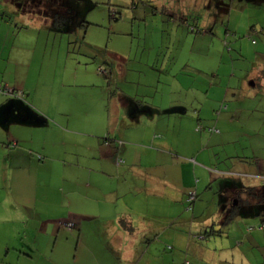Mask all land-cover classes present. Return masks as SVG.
Returning <instances> with one entry per match:
<instances>
[{
  "label": "rangeland",
  "instance_id": "rangeland-1",
  "mask_svg": "<svg viewBox=\"0 0 264 264\" xmlns=\"http://www.w3.org/2000/svg\"><path fill=\"white\" fill-rule=\"evenodd\" d=\"M255 1L246 5L248 14L237 33L239 22L232 0H0V142L14 141V136L17 140L29 138L34 146L46 143L49 147L53 134L43 126L62 105L72 112L79 111L76 102L73 105L69 100L71 95L99 96L121 90L141 94L147 103L154 98L155 104L159 98L173 96L177 104L185 105L187 114H192L195 121L191 145L188 139L182 144L188 151L196 150L188 157L178 152L176 155L182 157L178 161L184 164H178L174 171L187 172L192 176V189L198 185L200 195L203 194L195 207L201 210L194 211V225L216 215L211 213L212 202L216 203L221 196L231 204L235 198L245 200L244 208H262L264 174L255 175L264 170V83L259 82L264 77V0ZM121 55L127 57L128 65L122 67ZM73 66H79L78 74L70 71ZM100 68L108 71L107 76L100 74ZM121 69L127 75H122ZM93 71L104 82L110 78V91L106 82L99 87L102 84L97 77L96 89L77 84L79 80L95 78ZM254 80L257 82L253 87L250 82ZM7 90L13 93L7 94ZM207 93L209 99L198 118L197 110H193V96L201 101V94ZM185 97L190 99L185 101ZM9 104H15V123ZM27 115L30 122L22 123L20 118ZM195 137L200 138L196 148ZM199 172L204 177L212 175L199 182ZM231 181H236L240 189L227 184ZM5 183L0 180L1 194ZM248 183L260 187L249 189ZM28 189L26 185L25 191ZM236 191L241 198L236 197ZM8 201H3L2 207L7 209L0 213V256L4 264L14 256V249L30 248L22 246L13 235V229L21 225L20 231H25L27 222L23 223L22 214L19 217L8 210ZM258 217L242 218L236 223L234 220L222 227L221 237H213L216 241L212 240L209 249L214 248L221 258L235 259L220 264H264V229L257 227ZM252 226L255 227L249 228ZM26 230L30 237L31 228ZM78 230L74 227L63 231L52 256V242H40L43 254L35 253L39 264H50L51 259L54 264H91L93 261L86 255L87 261H73ZM206 231L203 226L194 228L192 252L188 254L186 250L179 254L177 246L164 242L157 248L152 246L145 260L168 264L170 259L163 257L176 254L175 264H211L200 256L201 247L207 246L208 241L199 236ZM82 233L88 235L90 230L84 227ZM102 233L98 230V235ZM138 238L141 251L146 252L145 241L154 239V235L140 230ZM108 247L111 249V244ZM137 248L136 243L134 249ZM110 252L108 262L98 263H127L119 262L120 251ZM77 255L82 257L81 248Z\"/></svg>",
  "mask_w": 264,
  "mask_h": 264
},
{
  "label": "crops",
  "instance_id": "crops-1",
  "mask_svg": "<svg viewBox=\"0 0 264 264\" xmlns=\"http://www.w3.org/2000/svg\"><path fill=\"white\" fill-rule=\"evenodd\" d=\"M259 1L261 0L255 2L260 3ZM232 3L236 4L238 33L241 22L248 14L246 5L250 0H233ZM242 4L246 8L242 7ZM191 31L194 32L193 29ZM251 31L255 32L253 29ZM119 61L123 67L128 65L129 60L121 55ZM78 69L79 66H73L70 71L78 74ZM122 70V75H127V72L123 73ZM93 73L95 78L79 80L77 84L96 89V77H99L96 72ZM100 74L107 76L108 71L103 69ZM99 80L102 84L100 88L104 87L106 82L107 91L111 90L110 78L105 79V82ZM256 82L251 81V86L254 87ZM259 82L262 85L264 77L260 78ZM208 95L209 93L201 94V101L193 96L192 101L196 102L193 110H197L198 118H201V111L209 99ZM70 97L69 100L73 105L76 102L79 111L72 112V109L68 110L61 104V108L58 107L51 119H47L48 124L43 127L53 134L50 135L52 144L49 147L46 143L34 146L31 139L21 137L17 140L14 136V141L0 142V180L6 182L5 187L3 186L4 193H0V213L4 208L7 209V206L2 207L3 201L9 200L8 210L17 213L19 217L22 214L23 223L27 222L25 228H31L30 237L26 229L20 231L23 225L13 229L16 230L14 237L21 241L22 246L26 244L30 245V248L14 249V256L8 264H39L40 259L35 253L43 254L40 242L42 245L52 242V256L60 234L63 231L69 232L74 227L79 230L75 235L77 243L73 261H87L89 259L85 258L86 255L93 261L91 264H99V260L108 262L111 258L110 250L115 249L120 251L119 262L125 261L129 264L137 261V264H151L150 260H145L146 253L152 246L157 248L164 242L177 246L179 254L185 250L188 254L192 252L191 232L200 226L207 229L205 234L200 235L202 241L208 243L207 246L201 247L202 255L196 254L197 256L205 257L211 264L235 260L221 258V255H217L214 248L209 249L208 245L212 240L216 241L214 236L221 237L222 227L232 224L234 220L236 223V220L251 219L259 215L258 223L264 222V206L244 208L245 200L235 198V203L231 204L229 199L223 200L221 196L216 203L212 202L214 207L211 208V213L217 216L206 217L198 226L194 225V211L201 210L198 206L195 210V207L203 194L200 195L198 185L192 189V176L187 172H182L181 168L179 169L183 174L174 172L180 164L178 158L182 160V157H179L181 155L176 154L179 152L188 157V153L196 150L188 151L182 144V141L187 142L188 139L191 145V134L195 125L191 118L193 115L187 114L184 104H177V99L173 96L159 98L157 104L154 98L152 103H147L143 95L129 94L121 90L107 95L101 93L97 96L94 93ZM7 106L13 111L12 121L15 123V104ZM30 120L28 115L20 118L22 123H28ZM37 120L38 123L44 124L43 120ZM9 137L6 136L7 139ZM199 140L200 138L195 137V148ZM202 155L199 154L198 157ZM120 158L123 163L116 165V160ZM183 164L181 162L180 165ZM199 173L202 178L199 182H204L212 175L208 173L209 175L204 177L203 172ZM262 174L264 170L255 176H263ZM231 182L227 184H233L240 189L236 181ZM26 185L29 186L28 191H25ZM246 187L255 190L260 186L248 183ZM193 193L195 197L190 206L187 199ZM261 195L264 200V190ZM236 197L241 198L237 191ZM213 218L216 221H213ZM1 223L0 221V225ZM69 223L72 224L71 227L67 226ZM84 227L90 230L88 235L82 233ZM230 229L227 228V231ZM98 230H102V235H98ZM140 230L154 235V239L145 241L148 245L146 252L140 248ZM136 243L138 248L134 249ZM110 244L111 249L108 247ZM78 248H81L80 258L77 255ZM166 257L167 259L163 257V260L170 259L168 264H175L178 256L169 254ZM55 258L62 257L55 255ZM51 261L50 264H54L52 259ZM0 264H4L1 256Z\"/></svg>",
  "mask_w": 264,
  "mask_h": 264
},
{
  "label": "built area",
  "instance_id": "built-area-1",
  "mask_svg": "<svg viewBox=\"0 0 264 264\" xmlns=\"http://www.w3.org/2000/svg\"><path fill=\"white\" fill-rule=\"evenodd\" d=\"M6 92H7V94H11V93H13L12 90H7ZM121 163H123L122 159H117V161H116V165H120ZM194 197H195V196H194V193H193V194H190V196H189L188 199H187V202H188V203L192 202V201L194 200ZM67 226H68V227H71L72 224L69 223ZM199 238H202V237L199 236Z\"/></svg>",
  "mask_w": 264,
  "mask_h": 264
},
{
  "label": "trees",
  "instance_id": "trees-1",
  "mask_svg": "<svg viewBox=\"0 0 264 264\" xmlns=\"http://www.w3.org/2000/svg\"><path fill=\"white\" fill-rule=\"evenodd\" d=\"M100 71L101 72H103V69L102 68H100ZM121 159V158H120ZM117 161V160H116ZM123 161V160H122ZM255 226H252V227H249V228H251V229H253ZM257 227L259 228V229H264V222H260V224L259 225H257Z\"/></svg>",
  "mask_w": 264,
  "mask_h": 264
},
{
  "label": "flooded vegetation",
  "instance_id": "flooded-vegetation-1",
  "mask_svg": "<svg viewBox=\"0 0 264 264\" xmlns=\"http://www.w3.org/2000/svg\"><path fill=\"white\" fill-rule=\"evenodd\" d=\"M233 1V0H232ZM233 4V3H232ZM235 202H233V204H234Z\"/></svg>",
  "mask_w": 264,
  "mask_h": 264
}]
</instances>
